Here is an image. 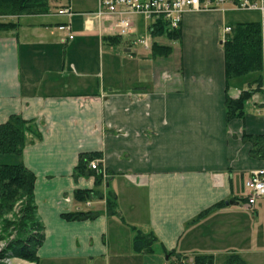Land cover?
Here are the masks:
<instances>
[{"label":"crops","instance_id":"crops-1","mask_svg":"<svg viewBox=\"0 0 264 264\" xmlns=\"http://www.w3.org/2000/svg\"><path fill=\"white\" fill-rule=\"evenodd\" d=\"M49 6L46 14L0 15L15 26L0 31V126L19 116L36 133L20 157L0 156V164H23L36 177L45 236L37 264H194L196 257L264 264V201L249 208L245 188L264 170L261 80H227L223 46L233 23L219 12L232 6L186 14L178 39L166 29L156 36L155 27L150 49L138 42L151 35L142 18L124 39L107 19L93 18L97 0ZM34 18L45 19L27 20ZM67 24L73 40L59 29ZM248 92L244 116L229 120L227 99ZM84 154L100 156L102 186L94 176L75 177ZM95 189L103 198L76 200ZM109 194L116 215L108 213ZM77 212L97 216L63 218ZM137 234L156 238L149 252L135 251Z\"/></svg>","mask_w":264,"mask_h":264},{"label":"trees","instance_id":"trees-1","mask_svg":"<svg viewBox=\"0 0 264 264\" xmlns=\"http://www.w3.org/2000/svg\"><path fill=\"white\" fill-rule=\"evenodd\" d=\"M50 0H0V15L22 16L40 15L49 12ZM11 22H0V31L13 29ZM156 36L165 34V28L158 25ZM175 33V34H174ZM167 34L170 38L178 39L179 32ZM119 37V36H118ZM116 38L111 39L112 41ZM117 41V40H116ZM119 41V40H118ZM225 74L227 80L240 78L246 75H260L261 68V27L259 23H237L231 26V32L227 34L224 42ZM158 48L155 47V50ZM253 93H244L238 100L230 98L226 101L228 119L244 116L245 102ZM36 134L31 122L23 120L19 116H13L8 122L0 126V156H18L28 144V136ZM256 145L255 155H263L262 140L252 139ZM261 157V156H260ZM100 158L98 154H84L75 170V177L94 176L96 185L102 186V172L90 169V163ZM102 169V168H101ZM36 177L23 164H0V220L10 214H14L17 205H21L20 219L15 223L6 222V226H14L17 231L16 238L10 242L7 248L0 253V263L8 258H17L29 263L37 264L39 261L38 250L42 247L45 236L44 228L37 216V208L34 201ZM80 203H86L94 199L103 198V192L99 189L78 191L75 195ZM108 213L117 214V201L113 194L107 197ZM97 214L93 212H77L65 214L67 221H84L93 219ZM156 238L137 234L134 240L136 252H149ZM211 259L196 257L194 264H209Z\"/></svg>","mask_w":264,"mask_h":264},{"label":"built area","instance_id":"built-area-1","mask_svg":"<svg viewBox=\"0 0 264 264\" xmlns=\"http://www.w3.org/2000/svg\"><path fill=\"white\" fill-rule=\"evenodd\" d=\"M98 10L92 15L97 20L107 19L110 26L118 32L119 36H131L136 27V18H142L149 23L150 36L139 40L145 49L153 45L152 33L158 25L163 26L170 32L181 28L184 16L189 13H201L222 11L225 4L232 6L234 11H257L260 14L261 27V68H260V102L261 115L264 119V0H97ZM59 13L71 16L68 8H61ZM0 16V22L5 20ZM59 29L67 34V40H73L74 34L70 25H62ZM231 28H226L225 34H229ZM135 44V42H134ZM90 169L98 172L101 169L98 160L90 163ZM247 191V205L254 208L258 200L264 201V170L252 173V176L245 182ZM181 264H188L183 260Z\"/></svg>","mask_w":264,"mask_h":264},{"label":"rangeland","instance_id":"rangeland-1","mask_svg":"<svg viewBox=\"0 0 264 264\" xmlns=\"http://www.w3.org/2000/svg\"><path fill=\"white\" fill-rule=\"evenodd\" d=\"M229 4H225L223 7L229 8ZM220 14H226L227 15V23L228 24H236L238 22H259L260 21V14L257 11H226L225 13L219 12ZM217 14V13H216ZM45 18H34V19H27V20H33L36 22H41L43 21ZM52 21L55 18H50ZM122 38L127 39L128 37L123 36ZM138 46H140V48H142V46L139 44ZM143 49V48H142ZM124 55L123 52H119V56H113L111 59L112 65L113 67H116L117 64H119L121 62L120 56ZM242 78V80H244V83H247L250 79L254 80V78H256V74L254 75H246ZM22 210L21 205H17L14 211V214H10L7 215L5 217H3L0 220V253H2L7 246L10 244L11 241H13L16 236H17V231L15 229V227L10 226L7 227L6 226V222L10 221L11 223H15L16 219H20L21 217L18 216L20 214V211ZM71 263V262H70ZM69 263V264H70ZM106 262L104 260L101 259H96L95 261L90 262L89 260H80V261H74L72 264H105ZM0 264H34V263H29L17 258H8L5 259L3 262H1Z\"/></svg>","mask_w":264,"mask_h":264}]
</instances>
